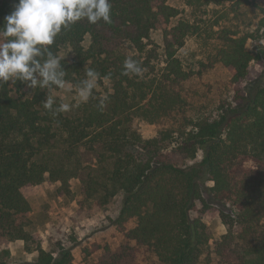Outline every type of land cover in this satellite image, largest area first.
Returning <instances> with one entry per match:
<instances>
[{
	"label": "trees",
	"instance_id": "trees-1",
	"mask_svg": "<svg viewBox=\"0 0 264 264\" xmlns=\"http://www.w3.org/2000/svg\"><path fill=\"white\" fill-rule=\"evenodd\" d=\"M185 1L214 9V22L180 18L169 0H111V24L85 19L58 35L51 51L73 54L62 61L66 81L76 87L93 68L106 89L77 113L46 110L47 89L0 85V253L31 241L39 252L32 264H71L69 251L57 259L28 231L27 191L47 179L68 184L76 173L65 160L101 147L107 174H90L83 190L100 206L124 193L112 219L124 238L87 264H264V85L250 87L264 71V49L247 48L250 39L264 42V0ZM15 2L0 0V27ZM189 36L203 39L202 70L179 57ZM129 56L141 77L123 74ZM218 66L227 83L202 90L200 75ZM140 121L156 134L144 137ZM217 216L227 229L219 238L207 223Z\"/></svg>",
	"mask_w": 264,
	"mask_h": 264
},
{
	"label": "rangeland",
	"instance_id": "rangeland-1",
	"mask_svg": "<svg viewBox=\"0 0 264 264\" xmlns=\"http://www.w3.org/2000/svg\"><path fill=\"white\" fill-rule=\"evenodd\" d=\"M169 2L180 9V18L197 21L203 26L211 24L216 18L214 9L202 7L200 10L191 7L185 0H169ZM91 42L90 36H86L85 45L89 46ZM203 39L195 36H189L187 43L182 47L178 54L182 59L185 68L202 70V62H206L207 53L204 49ZM247 48L251 51L264 49V42L250 39L247 42ZM70 51V52H69ZM66 59L73 57L69 47L63 48L59 54H66ZM256 71L254 75L256 76ZM259 73V72H258ZM228 79V73L225 69L218 66L207 72L203 71L200 75V88L202 90H219L225 86ZM259 82L264 85V71L257 75V80L251 86ZM71 85V84H70ZM73 89L75 86L71 85ZM97 90H106L99 83ZM33 89L29 88L28 94L33 93ZM56 98L57 103L73 102L75 92H65L63 90L53 88L51 93ZM83 104L73 108L66 114H74L79 112ZM140 128L144 137L149 138L156 134L157 127L145 121H140ZM62 147L60 145L56 151V156L62 155ZM101 147L96 149L81 148L78 157L74 160L66 159L67 166L72 168L76 173L74 177L69 179L68 184L62 181L45 180L27 191V197L32 205V222L28 227L31 234L40 236L42 247L48 252L54 254L55 258L61 259L66 251H69L72 259L71 264H87L93 261L103 251V247L110 245L117 247L123 241V234L115 227L112 219H115L123 205L124 193L116 195L109 204L100 206L98 204L99 197H86L83 190L84 180L89 175L99 179H104L107 174L108 163L102 161ZM203 153L198 154L197 160H200ZM212 185V183H208ZM99 196V195H98ZM101 196V195H100ZM228 212H234L229 205H223ZM211 234L217 238L226 233L227 229L219 216L207 220ZM131 222L129 225H133ZM37 243L24 240H15L6 246L9 254L5 251L0 253V264H32L38 257L39 252L33 250ZM102 248L94 251L96 245ZM32 248V250H28ZM90 251H92L90 253Z\"/></svg>",
	"mask_w": 264,
	"mask_h": 264
},
{
	"label": "clouds",
	"instance_id": "clouds-1",
	"mask_svg": "<svg viewBox=\"0 0 264 264\" xmlns=\"http://www.w3.org/2000/svg\"><path fill=\"white\" fill-rule=\"evenodd\" d=\"M91 24L103 21L112 23L111 0H16L13 10L3 18L0 27V85L17 81L31 89H47V97L41 103L54 115L70 112L93 98L99 73L85 69V79L73 89L66 81L62 66L66 54H54L51 46L62 31H67L81 20ZM123 74L141 77L140 62L127 57ZM75 92L73 102L56 104L53 88ZM106 99V98H104ZM104 99L100 100L103 106Z\"/></svg>",
	"mask_w": 264,
	"mask_h": 264
}]
</instances>
